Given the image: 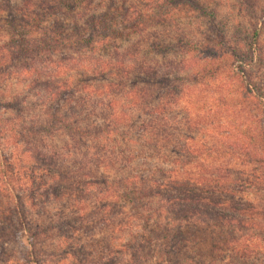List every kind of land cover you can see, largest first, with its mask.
Returning a JSON list of instances; mask_svg holds the SVG:
<instances>
[{
	"label": "trees",
	"instance_id": "16d2710c",
	"mask_svg": "<svg viewBox=\"0 0 264 264\" xmlns=\"http://www.w3.org/2000/svg\"><path fill=\"white\" fill-rule=\"evenodd\" d=\"M46 1L51 4L40 13L25 1L27 14L16 26L21 35L8 43V51L1 52L8 65L11 57V64L16 62L23 67L8 77L0 72V86L5 88L7 82L21 76L25 81L24 88L37 90L36 99L39 97L38 102L46 113L42 116L45 119H40L36 126L23 123L21 118L26 117L29 107L27 96L0 88V248L11 249V253L13 249H22V254L29 259L28 264H47L46 261L41 263L46 250L56 256L65 252L63 260L84 255L87 246L77 235L87 228L94 231L96 226L89 227V219L99 209H114L115 214L126 216L130 211H137L141 201L156 200V210L145 209L150 213L140 215L145 219L146 231L143 229L140 235L138 226L133 231L128 230L132 234L127 235L128 241L122 248L129 251L132 259L140 258L138 252L143 255L142 250L146 248L154 249V257L155 249L159 247L164 256L170 227L173 229L177 225L178 230L181 224L193 220L200 224L213 220L221 229H226L225 246L231 255L230 261L233 257L236 262L241 259L239 251L250 253L248 251L257 246L264 249V95L253 87L250 91L252 101L246 96L237 100L240 105L253 103L259 110V113L255 112L259 117L254 118L256 123L252 130L244 132V140L233 138L232 127L223 123L226 133L220 136L235 144L230 153L218 160L220 166L232 168L226 172V169L216 167L214 173L208 174L202 169L203 163L200 164V161L208 160L200 154V148L206 149L203 143H198L200 137L197 139V135L205 130L203 121L208 115L190 118L187 111L175 122V117L171 118L172 106L177 110L181 103L183 94H177L179 89L218 77L220 66L227 64L210 62L190 75L179 77L148 60L140 61L135 55L129 57L133 61L128 63L109 67H102L104 63H101L89 74V80L92 84H102L99 88L103 91L106 88L120 90L123 85L126 115L121 124L115 123L114 114L101 121L98 114L103 115L105 110H94L95 103L92 107L95 119L89 111L83 117L78 107L71 110L69 101L76 87L70 74L78 72L79 67L71 70V62L60 63V53L101 58L99 55L110 48L115 50L117 42L138 34V23L134 21L129 29L116 26L111 29L108 25L113 20L110 11L83 15L81 19L75 14L78 8L92 0ZM173 1L164 0L160 6ZM46 11L50 15H46ZM69 14L74 16L70 25H66L64 21ZM47 20H51L50 23ZM121 29L126 32L122 33ZM257 30L249 37V44L227 49L228 59L237 62V72L234 73L232 68L229 71L238 79L240 77L245 88H250L246 80L251 76L248 60L259 66L263 58L258 49ZM221 39H224L223 33L218 37ZM209 48L205 45L186 47L190 52L199 53ZM153 49L157 53L169 50L166 46ZM55 70H61L63 76L54 75ZM120 70L123 75L115 77L121 79L119 85L113 79L114 72ZM104 82L107 85L103 86ZM250 92L246 93L250 95ZM175 93L172 104L168 100ZM64 103L68 104L67 110L61 106ZM245 117L243 115L242 120ZM187 128L195 132L192 137H186ZM63 134L67 139L59 147L47 144ZM115 136L117 139L111 140ZM191 163L193 169L189 168ZM96 186L104 193L93 198L91 207L85 205ZM250 191L255 197L253 205L248 200L243 203L241 198L251 194ZM234 211L237 215H230ZM150 220L154 226L147 227ZM247 223L254 229V235L248 239L238 236L241 225ZM109 228L114 230L113 226ZM124 229L129 228L121 230ZM178 234L181 236V232ZM21 239L24 244L18 247L16 243ZM152 257L144 256L142 261L147 262ZM113 263L109 260L105 264Z\"/></svg>",
	"mask_w": 264,
	"mask_h": 264
},
{
	"label": "rangeland",
	"instance_id": "374dc122",
	"mask_svg": "<svg viewBox=\"0 0 264 264\" xmlns=\"http://www.w3.org/2000/svg\"><path fill=\"white\" fill-rule=\"evenodd\" d=\"M25 1L0 0V72H4L5 77L19 71L23 67V64L20 63L13 62L11 64V57L8 65L5 62L6 59L3 60L1 52L3 50L8 51V43L12 39H16L19 34L21 35L20 29L18 30L16 26H19V20L27 14L24 7ZM27 1L31 5L29 7H33L38 13L43 12L51 4V2L46 0ZM162 1L164 2V0H92L75 11V14L79 17L110 11L111 15H113V20L108 22L111 29L115 28V26L129 29L131 27L130 24L136 21L140 32L126 37L120 43L117 42L115 50L110 48L103 55H99L101 57L98 58L100 61H96L98 60L96 57L87 55L60 53V63L71 62L72 65L69 66L71 70L76 69L75 66L79 67L78 72L72 71L70 74L73 77L72 82H76L74 93L71 98L69 97L71 110H76L75 107H78L81 110V115L86 117L87 111L92 114V107L96 103V109L94 110H105L103 115L98 114L99 120L106 121L109 116L114 114L115 123L121 124L123 122L126 109L122 93L123 85L119 87L120 90H117L118 88L115 90L106 88L103 91L101 90L102 88H99L102 84H97L96 82L92 84L89 80V74L101 63H104V66L101 65L102 67H109L116 63H128L133 61L129 60V57L135 55L140 61L148 60L160 69L176 73L177 76L182 77L185 74L190 75L191 72L201 69V67L206 66L210 62L218 63L223 61L227 65L224 67L220 66L221 69L218 72L220 75L218 77L207 78L194 86H184L185 84H183V89L177 91L179 96L183 94L180 100L181 103H178L177 110L174 105L172 106L174 111H172L171 118L175 117L174 121L178 122V119H181V115L186 114L187 111L190 118L194 115L199 118L208 115L203 121L205 127L203 134L197 135V139L200 137L201 140L198 143H203L202 145L206 149L200 148V154L202 157H208L207 162L200 161V164L203 163L202 169L207 170L208 174L214 173L216 167H218L217 169H226V172H228L232 167L228 166V168H225L220 166L218 159L230 153V148L235 143L220 136L226 133H224L225 129L222 125L225 122V125L232 127L231 134L233 138L244 140V132L252 130L254 123H256L254 118L259 117L256 114L257 112L259 113V110L255 108L253 103L249 104V102L248 105L246 103L240 105L237 100L246 96L248 101H252L250 91L253 87H256L264 95V0H174L164 7L160 6L163 3ZM241 2L244 5H240ZM45 14L50 15L49 11H46ZM72 16L74 14H69L65 18L64 24L70 25ZM50 21L47 20V23H50ZM117 23L121 25L118 26ZM68 28L70 27L68 26ZM255 29H258V49L263 58L259 66H255L254 61L248 60L247 65L250 67L249 74L251 76L249 75L250 77L246 80L250 88H245L240 77L238 76V79L235 74L230 73L231 70L234 73L237 72V62L234 59H228L229 52L227 49H230V47H244L249 44V37ZM121 30L123 31H121L122 33L126 32L123 29ZM221 33H223L224 39L218 40ZM221 44L224 45L221 49H218ZM202 45L210 47L209 50L199 53L190 52V50L186 49V47H201ZM165 46L169 48L165 53H157L153 49ZM209 53H212V55H209ZM230 68L232 69L230 70ZM54 75L63 76L61 70H55ZM121 75H123L121 70L114 72L113 82L115 81V83L120 85L121 79L115 77H120ZM13 80L7 82L5 88H2L4 86L1 85V90L18 92L22 96H27L29 107H27L25 112L26 117L24 119L21 118V120L29 126L38 125L37 123L40 119H45L42 116L46 113V109L39 104V97L38 100L36 99L37 90L31 88L28 90V87L24 88L25 81L21 80V76L17 80L16 78ZM104 85L107 84L104 82ZM247 91L250 92V95L246 93ZM172 95H174L172 96L173 99L169 98L170 100L168 101L173 104L176 99V93ZM31 103L34 104L32 105ZM62 105L65 108L68 104L64 103ZM65 110L67 109L65 108ZM94 115L95 113L92 114V117ZM243 115L246 117L242 120ZM218 118L221 119L219 120ZM185 133L186 137H192L195 132L191 128H187ZM201 137L204 138V142ZM66 139L67 135L63 134L57 139L47 142V144L59 147ZM113 139L115 140L117 137H112L111 140ZM189 168L193 169V165ZM101 189L99 186L93 188L92 195H89V200H86L85 205L91 207L93 198L98 194L101 196L104 193ZM249 193L251 194L241 198H243V203L248 200L253 205L255 202V199H253L255 197L252 195L253 191ZM157 203L156 200H143L138 205L137 211L132 213L130 211L129 215L126 216L115 214L116 210L114 209L110 210L102 207L96 215L89 219V227L93 226V224L96 226L94 231H90L87 228L86 231L77 235L80 239L79 241L86 244L87 253L63 260L62 256L65 252H60L56 256L50 250H46L43 257H41V263L46 261L48 262L47 264H105L111 260L114 262L113 264H264V249L258 248V246L249 250L248 252L251 251L250 253L239 251V256L236 254L235 257L238 256L241 259L236 262L233 257L234 260L231 258L232 261H230L231 255L227 250V246H225V241L227 240L226 229H221L218 222H212L213 220H209L210 222H207V224H200L195 220L187 221L181 224L178 230L176 229L177 225H174L173 229L170 227L169 244L167 249H164L167 252L164 256H162V252L158 247V249H155L156 254L154 257H152L154 249L149 251L146 248L142 250L143 255L140 251L138 252L140 258H130L129 251L122 248L124 243L128 241V236L132 234L128 230L133 231L134 227L138 226L140 228L138 229L139 234L142 235L143 229H145V219L141 218L140 215L142 213L143 215L150 213L145 212V209L146 211L156 210L158 207ZM232 214L237 215L235 211L230 213V215ZM117 224L121 225L117 227L115 226ZM148 224L147 227L152 224L154 226L151 220ZM163 225L164 223L162 222ZM110 226H113L114 230H111ZM241 226L246 228L240 227L238 230L240 235L238 234V236L248 239L254 235V229L250 223ZM123 227H128L129 229L121 230ZM160 230L162 231V229ZM179 232H181V236L178 234ZM158 238L159 235L156 239ZM17 244L18 247L23 245V239ZM132 245L134 246V243ZM21 251L22 249L17 251L13 249L11 253V249L5 251L0 248V264H28L29 259ZM49 255H53L52 258L48 257ZM144 256L145 258L148 256L152 257V259L148 258L147 262H143L142 257Z\"/></svg>",
	"mask_w": 264,
	"mask_h": 264
}]
</instances>
